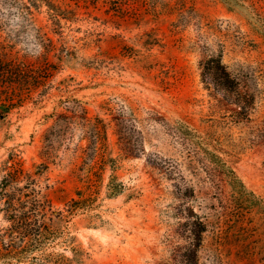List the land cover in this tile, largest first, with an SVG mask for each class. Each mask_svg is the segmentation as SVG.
<instances>
[{
	"label": "rangeland",
	"instance_id": "obj_1",
	"mask_svg": "<svg viewBox=\"0 0 264 264\" xmlns=\"http://www.w3.org/2000/svg\"><path fill=\"white\" fill-rule=\"evenodd\" d=\"M11 153L47 211L0 264H264V0H0Z\"/></svg>",
	"mask_w": 264,
	"mask_h": 264
},
{
	"label": "trees",
	"instance_id": "obj_2",
	"mask_svg": "<svg viewBox=\"0 0 264 264\" xmlns=\"http://www.w3.org/2000/svg\"><path fill=\"white\" fill-rule=\"evenodd\" d=\"M53 8V3H49ZM54 9V8H53ZM222 54L218 61L221 63ZM3 64L5 61H2ZM225 67V65H222ZM221 88H227L222 86ZM101 133L97 135V139ZM233 175H229L231 182L236 181L237 175L232 169ZM38 179L36 175L28 171L16 154L11 153L2 160L0 164V210L4 212V218L9 221L5 230L0 228V251L3 248L11 250L7 246V237L13 236L15 232L22 237L31 235L35 226V219L45 215L47 211V197L37 188ZM37 221V220H36ZM40 220H38L39 222ZM43 222L36 223L41 226ZM34 231V230H33ZM200 236H196L193 242L195 247L200 244Z\"/></svg>",
	"mask_w": 264,
	"mask_h": 264
}]
</instances>
